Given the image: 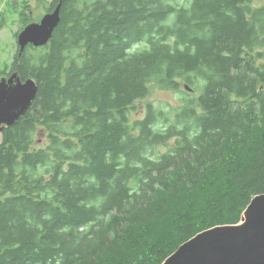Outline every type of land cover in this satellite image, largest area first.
I'll list each match as a JSON object with an SVG mask.
<instances>
[{
    "label": "trees",
    "instance_id": "1",
    "mask_svg": "<svg viewBox=\"0 0 264 264\" xmlns=\"http://www.w3.org/2000/svg\"><path fill=\"white\" fill-rule=\"evenodd\" d=\"M59 1L10 63L38 92L1 132L0 264H161L238 223L264 193V0Z\"/></svg>",
    "mask_w": 264,
    "mask_h": 264
},
{
    "label": "water",
    "instance_id": "2",
    "mask_svg": "<svg viewBox=\"0 0 264 264\" xmlns=\"http://www.w3.org/2000/svg\"><path fill=\"white\" fill-rule=\"evenodd\" d=\"M61 1L39 21L26 24L16 36L17 54L28 45H46L60 23ZM189 90L188 85L184 86ZM38 92L34 78L17 70L0 77V133L18 122L33 106ZM161 264H264V193L251 198L235 224H220L198 232Z\"/></svg>",
    "mask_w": 264,
    "mask_h": 264
},
{
    "label": "rangeland",
    "instance_id": "3",
    "mask_svg": "<svg viewBox=\"0 0 264 264\" xmlns=\"http://www.w3.org/2000/svg\"><path fill=\"white\" fill-rule=\"evenodd\" d=\"M53 0H0V72H10V63L14 61L17 52L16 32H19V13L23 6L24 11L29 13V22L39 21L41 16L50 10V3ZM264 4V1L262 3ZM0 76V77H1ZM180 93L165 90H155L149 96L150 101L168 103L171 106L177 105ZM2 135L0 133V141ZM41 143L42 139L37 140Z\"/></svg>",
    "mask_w": 264,
    "mask_h": 264
},
{
    "label": "flooded vegetation",
    "instance_id": "4",
    "mask_svg": "<svg viewBox=\"0 0 264 264\" xmlns=\"http://www.w3.org/2000/svg\"><path fill=\"white\" fill-rule=\"evenodd\" d=\"M16 50H17V49H16ZM8 74H9V73H7V75H6V76H8Z\"/></svg>",
    "mask_w": 264,
    "mask_h": 264
}]
</instances>
